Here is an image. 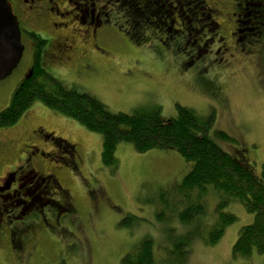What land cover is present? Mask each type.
I'll return each instance as SVG.
<instances>
[{
  "label": "rangeland",
  "instance_id": "374dc122",
  "mask_svg": "<svg viewBox=\"0 0 264 264\" xmlns=\"http://www.w3.org/2000/svg\"><path fill=\"white\" fill-rule=\"evenodd\" d=\"M207 2L213 4L211 0ZM221 9H225L223 16L216 21L224 29L220 35H226V41H230L225 45L229 49L227 55L213 52L193 60L186 54L196 56L199 49L191 46L195 36L192 32V38L186 37L180 22L176 24L184 37L180 44L168 37L169 33L143 23L134 27L133 33L140 32L138 38L131 34L133 25L122 18L125 11L120 14L115 11L104 23L102 42L91 39L92 34L88 38L91 40L86 52L94 62L91 70L79 63L83 41L77 34L65 36L77 50L75 61L65 64V60H59L57 43L53 41L50 45L49 37L39 32H44V28L36 29L48 41L42 65L66 88L94 96L114 114L158 110L165 121H170L178 116L181 106L202 116L213 114L214 129L227 133L235 142L217 140V143L227 153L242 154L261 176L264 38L254 35L251 43L249 37L239 44L231 41L233 24L228 23L231 9ZM24 54L20 67L0 82V112L10 105L32 66L31 48ZM37 128H43L48 137L37 139L33 134ZM9 142L19 153L16 159L3 153ZM30 145L38 147L39 157L26 162L25 151ZM102 146L100 135L40 101L29 108L17 125L0 129V155L4 161L7 159L5 165L0 162V181L6 172L22 164L29 173L34 170L41 177L57 179L56 183L64 190L45 188L48 193L42 192L43 206L38 201L40 195L36 196L31 188H26L19 197L2 193L0 264H121L124 256L144 238L154 242L155 264H165L172 242L188 233L195 234L196 226H184L172 211L168 220L157 218L161 210L157 197L163 189L167 191L166 187L180 184L192 169L191 164L173 150L145 154L138 153L132 144L123 143L117 147L119 166L113 171L102 165ZM208 188L207 212L199 221L203 235L190 242L186 264H264V256L257 251L250 258L234 255L240 229L251 226L256 219L240 202L229 203L225 210L234 214L237 222L226 229L217 245H207L204 235L217 221L215 208L220 201L214 188ZM170 195L174 196L172 190ZM46 198L69 205L70 213L59 214L55 204L46 202ZM127 217L131 220L121 225Z\"/></svg>",
  "mask_w": 264,
  "mask_h": 264
},
{
  "label": "trees",
  "instance_id": "16d2710c",
  "mask_svg": "<svg viewBox=\"0 0 264 264\" xmlns=\"http://www.w3.org/2000/svg\"><path fill=\"white\" fill-rule=\"evenodd\" d=\"M120 12L122 13L121 9ZM33 38L39 36L33 35ZM40 50L37 52V66L33 77L27 78L19 86L10 105L0 112V129L17 125L29 108L40 101L45 107L73 119L89 132L103 138L101 160L105 169L117 171V147L123 143H130L138 153L145 154L153 150H173L191 164L192 169L180 184L166 187L167 191L163 189L159 194L157 201L161 210L157 218L159 221L168 220L169 212L172 211L184 226L195 225L196 228L195 234L188 233L172 242L173 248L167 251L169 259L165 264H186L190 242L197 235H203L199 221L207 212L205 201L209 193L208 187L214 188L220 201L215 208L217 221L208 234L204 235L207 245H217L226 229L237 222L236 216L225 210L229 203L240 202L256 219L251 226L240 229L233 247L234 255L250 258L257 251L264 256V170L258 176L242 154L234 155L222 149L217 140L235 142L227 133L214 129L213 114L202 116L184 106L178 107V116L170 121H165L158 110L138 109L133 114H114L94 96L69 90L53 75L48 74L41 64ZM262 66L264 67V53ZM56 181L52 177H41V184H46H42L43 195H47L50 187L56 192H64ZM45 188L48 190H44ZM171 190L174 196L170 195ZM35 195L44 197L41 192ZM46 200L55 204L59 214L70 213L69 205L64 206L51 198ZM49 206L52 207L51 204ZM130 217L120 224L127 225ZM156 258L153 240L144 238L136 244L133 251L124 256L121 264H155Z\"/></svg>",
  "mask_w": 264,
  "mask_h": 264
},
{
  "label": "flooded vegetation",
  "instance_id": "af4514ba",
  "mask_svg": "<svg viewBox=\"0 0 264 264\" xmlns=\"http://www.w3.org/2000/svg\"><path fill=\"white\" fill-rule=\"evenodd\" d=\"M9 1L13 4L14 11L17 15L25 51L27 48H31L33 54L32 66L29 67L27 78H32L36 70L38 50L41 49V64H43L44 56L47 54L44 52L47 48L48 41L44 40L39 32L49 37L50 45L54 42L57 43L59 60L62 59V62L65 60V64H70L75 61L74 57L77 53L74 44L69 39H65V36L67 34H77L79 39L83 41V51H81L79 63H82V66L91 70L94 62L90 60L86 48L91 39L100 40L104 23L109 19L111 13L117 11L120 14V9L122 12L125 11V15L122 18H126V22L133 25L131 31L132 36L135 35L138 37L140 32L133 33L134 27H139L143 23V25L147 24V27L149 25L154 29L157 28L165 33H169L168 37H172L173 40H176L180 44L181 40L184 39L182 29L176 27V24L180 22V25L187 33L186 37L190 36L192 38V32L194 34L193 36H195L191 42V46L199 50L196 56L193 57L190 54H186L193 60L198 59L199 56H206L213 52H217V55L218 53L219 55H227L229 49L225 45H228L230 41H226L228 40L226 35H220L224 32V29L221 26L222 24L216 21L217 18L223 16L222 14L225 9L222 10L221 7L226 8L227 11L231 9V12L228 11L232 15L231 18H228V23L233 24L230 34L231 41L234 39V42L239 44L243 38L247 39L249 37V42L251 43L254 35H259V37L262 35V38H264V0H211L213 4H209L207 0ZM43 28L45 30L44 32L42 30L37 32L36 30ZM90 34H92V37L89 40ZM33 35H38L39 38L35 39ZM155 35L157 36V34ZM100 41L102 42V40ZM214 47H216V50L211 49ZM96 49L101 48L96 47ZM35 130L33 134L37 139L48 137L43 128H37ZM13 142L17 143L15 140ZM38 151L36 145L28 146L27 151H25L27 152L26 162L39 157ZM3 153L10 154L9 156L12 159H16L19 156V153L15 151V146L10 142L3 148ZM21 157H19V160ZM1 158H3L2 154L0 155V162L4 161ZM4 162L5 165L7 159ZM0 165L2 164L0 163ZM25 168L20 164L5 173V177L0 181V198L4 199L2 193L5 192L10 197L14 194L19 197L20 193L24 192L26 188H31L33 192H41L42 194L41 176L34 173V170L29 173ZM14 187H17V190ZM10 191H12V194H10ZM38 201L43 206V197L39 196ZM15 203L17 202L15 201Z\"/></svg>",
  "mask_w": 264,
  "mask_h": 264
},
{
  "label": "water",
  "instance_id": "95a60500",
  "mask_svg": "<svg viewBox=\"0 0 264 264\" xmlns=\"http://www.w3.org/2000/svg\"><path fill=\"white\" fill-rule=\"evenodd\" d=\"M24 51L14 6L9 0H0V82L16 71Z\"/></svg>",
  "mask_w": 264,
  "mask_h": 264
}]
</instances>
